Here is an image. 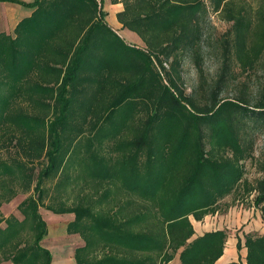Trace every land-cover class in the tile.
Instances as JSON below:
<instances>
[{
  "label": "trees",
  "instance_id": "obj_1",
  "mask_svg": "<svg viewBox=\"0 0 264 264\" xmlns=\"http://www.w3.org/2000/svg\"><path fill=\"white\" fill-rule=\"evenodd\" d=\"M1 1L34 11L14 35L0 33V263L52 264L41 208L74 215L67 232L85 242L78 264H216L226 229L194 238L191 219L222 212L241 189L264 222V152L254 150L264 85L255 98L247 86L222 98L232 60L243 73L264 61V0H121L117 19L143 49L106 23L99 0ZM211 13L231 27L202 103L186 95L183 66L193 62L206 91ZM106 143L108 157L99 153ZM250 160L261 174L254 183L245 180ZM50 180L62 194L76 188V202L45 206ZM29 193L23 219L3 217L5 203ZM236 247L230 264H264V234L245 233Z\"/></svg>",
  "mask_w": 264,
  "mask_h": 264
},
{
  "label": "rangeland",
  "instance_id": "obj_2",
  "mask_svg": "<svg viewBox=\"0 0 264 264\" xmlns=\"http://www.w3.org/2000/svg\"><path fill=\"white\" fill-rule=\"evenodd\" d=\"M103 11L105 13V21L106 23L121 37L123 40L134 47L144 48V44L141 42L135 43L133 40L128 38L121 27L117 28V24L115 26V10L117 8L116 4L121 3V0H118V3H113L111 0H99ZM261 2V1H259ZM252 8L256 9L260 6L258 2H252ZM231 24L225 22L222 17L218 14H210V17L206 20L205 24V39H204V61H205V79L208 82V86L206 87V91H202L199 89L200 78L198 76L197 70L193 65L191 60H185L183 66V86L186 90V95H193L199 102L207 103L208 102V92L209 86L213 84V82L217 79L219 74V70L223 60V48H222V40L225 37L226 33L229 31ZM126 33V32H125ZM259 63L254 70H249L248 73H243L235 61L232 60V78L227 86L225 93L222 95V98L233 99L240 95L241 90L244 86H247V91L255 98L258 90L264 85V67L263 63ZM255 140V157H261L264 152V132H258L254 138ZM101 148V149H100ZM99 149V153L101 156L108 157L110 151L112 149V144L106 143V145H102ZM261 178V174L255 167V161L250 160L246 162V176L245 180L254 183L256 180ZM56 182L54 180H50L46 182V190L47 196L45 198V206L53 205L57 206L60 200H65L67 206H72L75 203L74 196L76 194V188H70L67 190V193L62 194L60 191L55 189ZM33 193V192H31ZM31 193L29 194H21L17 196V201L15 203L23 202ZM16 199V198H15ZM14 200V199H13ZM12 200V201H13ZM252 196L248 197L243 193L242 189L238 191L236 194H232L228 196L225 200L221 202L222 212L209 216L210 219H204L203 221H195L193 218L192 223H194L195 236L201 231L205 230H214L216 228H224L228 233V242L226 245V254L227 250H229L227 255H232L235 259H238L239 253L236 247L238 237L244 241L245 232H253L264 234V225L261 223L263 219L261 218V213L255 209L253 206ZM17 203V204H18ZM9 204V203H5ZM14 204V203H13ZM14 205H9L6 212L9 213L7 216L15 215L19 219H23L22 214L19 212L18 208L13 207ZM58 207V206H57ZM40 212L42 216H46L47 221L51 224L54 220V213L48 211L47 209L41 208ZM3 217L4 214H2ZM248 217V219L246 218ZM258 220V221H256ZM264 223V222H263ZM2 227H5V224H2ZM61 239H64L63 232L60 235ZM46 240V238L44 239ZM43 240V242H44ZM49 240H51L49 238ZM65 240H78L84 243V240L80 235L78 236H66ZM50 242H53L52 240ZM65 243V242H64ZM46 248V244H42ZM50 245V244H49ZM52 248V246H51ZM50 250V249H49ZM51 252V250H50ZM69 251L64 252V255L67 256ZM245 249L241 251L240 254L244 256ZM52 253V252H51ZM101 256V255H100ZM234 259V260H235ZM55 260H60L56 257ZM178 262V260H175ZM174 262V263H175Z\"/></svg>",
  "mask_w": 264,
  "mask_h": 264
},
{
  "label": "crops",
  "instance_id": "obj_3",
  "mask_svg": "<svg viewBox=\"0 0 264 264\" xmlns=\"http://www.w3.org/2000/svg\"><path fill=\"white\" fill-rule=\"evenodd\" d=\"M17 1L25 3V4H33L36 0H17ZM116 6L117 8L114 13L115 26L117 24V28L121 27V29L126 32V33L124 32V34L128 38H130V40H133L135 43H138V42L142 43L140 37L136 33L123 29L122 25L119 23L117 19V14L123 11L124 6L122 3H118L116 4ZM33 11H34L33 8H29L21 4L1 1L0 2V33H7L9 35H14V30L16 26L19 24V22L27 17H30ZM16 201H17V197L13 201H11L9 204H4L1 207L2 214H4L6 218L9 217L7 216L9 213L6 212V209H8L9 205L11 207V204H12L14 205L13 207L16 206V208H18V206L22 203V202L20 203L17 202L18 203L17 204L15 203ZM54 215H55L53 216L54 220L52 221L51 224L49 223V221H47L46 216L43 217L48 226V235L45 237L46 240H44L42 244L45 243L46 248L48 250L49 249L51 250L52 256H53L52 264H78L76 260V251L77 249L82 248L85 245V242L83 243L82 241H78V240H74V241L65 240L66 236H71V237L78 236L77 234L70 235L67 232L68 225L72 221H74V215L73 214H56V213H54ZM207 218L210 219L209 216L206 217V219ZM246 218L248 219V217ZM261 223L264 225L263 222ZM218 229H224V228L219 227L214 230H218ZM195 230L197 231L196 227H195ZM214 230L201 231L196 236L199 237V236L204 235L206 232H211ZM61 232H63L64 239L60 238ZM245 233H248V232H245ZM49 238L53 242H50L51 240H49ZM67 251H69L68 252L69 254L65 256L64 252H67ZM244 253L246 254V250ZM227 254L225 251L223 257L220 260H218L216 264H230V263L238 262V259H235L232 255H227ZM56 257L59 258L60 260H55ZM175 263L178 264V262H175ZM0 264H13V263L12 262H2Z\"/></svg>",
  "mask_w": 264,
  "mask_h": 264
},
{
  "label": "bare ground",
  "instance_id": "obj_4",
  "mask_svg": "<svg viewBox=\"0 0 264 264\" xmlns=\"http://www.w3.org/2000/svg\"><path fill=\"white\" fill-rule=\"evenodd\" d=\"M227 252H229V250H227Z\"/></svg>",
  "mask_w": 264,
  "mask_h": 264
}]
</instances>
